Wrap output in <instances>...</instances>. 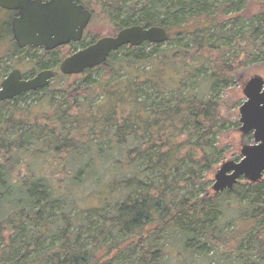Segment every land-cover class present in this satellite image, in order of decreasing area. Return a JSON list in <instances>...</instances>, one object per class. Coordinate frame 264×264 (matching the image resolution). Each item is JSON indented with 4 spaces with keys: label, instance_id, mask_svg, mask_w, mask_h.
<instances>
[{
    "label": "trees",
    "instance_id": "trees-1",
    "mask_svg": "<svg viewBox=\"0 0 264 264\" xmlns=\"http://www.w3.org/2000/svg\"><path fill=\"white\" fill-rule=\"evenodd\" d=\"M207 1L90 0L117 31L168 41L42 89L37 110L0 102V264H264V183L213 196L227 121L188 85L264 64V0L249 23L247 0Z\"/></svg>",
    "mask_w": 264,
    "mask_h": 264
},
{
    "label": "water",
    "instance_id": "water-1",
    "mask_svg": "<svg viewBox=\"0 0 264 264\" xmlns=\"http://www.w3.org/2000/svg\"><path fill=\"white\" fill-rule=\"evenodd\" d=\"M29 0H0V6L19 10L14 23L15 39L20 48L30 45L51 51L82 40L91 20V12L74 0L36 1L34 12L26 13ZM169 39L166 29L139 25L123 28L115 36L103 37L86 48L64 59L59 72L64 76L80 75L86 70L104 64L111 53L124 46L138 47L144 43L162 45ZM54 77L52 71H43L34 78L20 80V72L13 70L1 83L0 102L23 93L46 87ZM246 99L239 108V131L243 137L251 135L253 144H243L238 161L223 162L215 171L211 191L213 196L231 191L243 179L256 185L264 175V79L251 77L243 88Z\"/></svg>",
    "mask_w": 264,
    "mask_h": 264
},
{
    "label": "rangeland",
    "instance_id": "rangeland-1",
    "mask_svg": "<svg viewBox=\"0 0 264 264\" xmlns=\"http://www.w3.org/2000/svg\"><path fill=\"white\" fill-rule=\"evenodd\" d=\"M83 4L90 7V0H81ZM208 3H212L214 5H219L221 3V0H209ZM262 5L257 1H249L247 0L243 4V12L240 13V16L245 20L244 15L247 13L250 14H256L257 12H261L263 10ZM216 8V7H214ZM231 16H225L224 21H228ZM4 20V16L0 14V22ZM250 21L245 20L244 23H249ZM117 28L111 23L109 20H106L102 12H95V14L92 13L91 20L87 26V29L85 31V37L84 41L81 44H75L73 46V50L77 49L80 45H86L90 42H95L96 40L103 38V37H111L116 35ZM0 36H2V32H0ZM232 40V39H231ZM234 44L231 42L230 46ZM165 46H160V49H163ZM72 48V47H71ZM71 48L62 47L59 49L58 54L56 55V59L58 61H62L65 57L68 56L70 53ZM56 51V52H57ZM151 51V48H145L144 53H149ZM29 54L25 53L24 55L16 54V48L13 47L12 41L9 36H4L0 38V82L3 79L4 76L7 75V73L12 69L16 68L22 69V72H26L30 66L27 64H23L22 60L23 58L27 57ZM32 59L38 60L36 57H38L37 53L31 54ZM19 67V68H18ZM205 73L199 74V79L193 80L190 79L188 85L193 87V91L198 96L205 95L207 97H210L214 99L218 103L219 107V115L226 120V128L223 129L217 136L215 140V147L222 151L224 154V158L222 162L219 164L221 165L223 162L226 161H235L236 157L239 158L240 150L243 146V144L251 145L253 144L251 135L244 136L242 133L238 130L240 127V123H238V119L240 117L239 115V108L242 106V104L245 102V98L243 96V88L246 82L253 76H260L262 79H264V64H256L254 65V68H237L235 71H233L232 74V83L228 84H219L216 88V92H214L212 89H209V84L205 85L203 84V81L199 83V86H197L195 83L196 81L202 79L205 75ZM80 75H73L70 76V78H62L60 75L57 76L54 81L50 84L48 89H56L61 86H65L71 82H74L78 79ZM97 73L93 74V77L96 78ZM186 85V84H185ZM46 93L45 91L39 92L36 96H30L28 98H25L22 100L19 104V106L23 107L25 105H30L31 109L37 110V107L39 105L38 99H40V96ZM38 115V114H35ZM41 114H39L40 117ZM232 123V124H231ZM217 166V169L220 166ZM243 180V179H241ZM213 182V178H212ZM264 183V175L262 178V181ZM212 183L210 184L209 188H211ZM212 193V191L210 190ZM264 213V208H263ZM230 227V226H229ZM234 227L231 226L230 230H233ZM233 257V256H231ZM246 259L249 260L246 256Z\"/></svg>",
    "mask_w": 264,
    "mask_h": 264
},
{
    "label": "flooded vegetation",
    "instance_id": "flooded-vegetation-1",
    "mask_svg": "<svg viewBox=\"0 0 264 264\" xmlns=\"http://www.w3.org/2000/svg\"><path fill=\"white\" fill-rule=\"evenodd\" d=\"M23 1V0H21ZM36 1L41 2V4H45L48 0H29L28 3L30 4V7L27 8L26 13L29 15L30 13L34 12V8L32 7V5H34L36 3ZM74 2L77 5H82L84 6L85 9H87L86 5L83 4L81 2V0H74ZM88 10V9H87ZM91 12V11H90ZM0 14H2L4 16V20L0 22V32H2V36H0V38L4 37V36H9L13 47L16 48V54L19 55H24L25 53H28L29 55L25 58H23L22 62L23 64H27L28 66H30V68L26 71V72H22V69H16L14 68L13 70H18L20 72V80H30L32 78H34L36 75H38L39 73L43 72V71H52L54 73V77L52 79H50L48 85L44 88H48L50 86V84L54 81V79L57 76H61V77H65V78H69L70 76H63L60 74L59 72V68H60V64L61 62L66 59L67 57L71 56L72 54L86 48L87 46H89L90 44H93V42L86 44V45H80L77 49L73 50V46L77 43H69L68 45L62 46V47H66L67 48H71L70 53L68 54L67 57H65L61 62L58 61L55 57L58 54L59 49H61L62 47H59L57 49L51 50V51H45V50H41L40 48H35L32 47L30 45H27L23 48H20L17 44V41L15 39V31H14V23L16 20L19 19V10H15V9H8V8H3L0 6ZM92 15V12H91ZM134 26V25H133ZM130 27V26H129ZM87 29V28H86ZM86 31V30H85ZM85 31L83 33V37L82 40L80 41L79 44L83 43L84 41V37H85ZM118 32V31H117ZM116 32V33H117ZM115 36V35H114ZM58 50V51H57ZM57 51V52H56ZM37 53L38 57H36L38 60L36 59H32V56H30L31 54ZM52 60L49 64H47L46 66H43V61H48V60ZM12 69L7 73L6 76L3 77V79L0 82V86L2 81L13 71ZM42 88V89H44ZM42 89H38L36 91H30L27 92L25 94H27L26 96L30 97L35 95V93L37 94V92L39 93ZM24 94V93H23ZM22 95V94H21ZM20 96V95H19ZM18 97V96H17ZM16 98V97H15ZM14 99V98H12ZM10 99V100H12ZM7 101V100H6ZM4 102V101H2Z\"/></svg>",
    "mask_w": 264,
    "mask_h": 264
}]
</instances>
